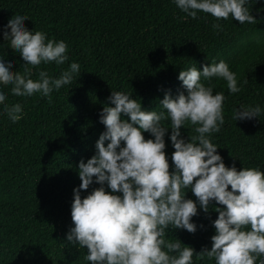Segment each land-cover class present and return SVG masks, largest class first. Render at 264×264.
Listing matches in <instances>:
<instances>
[{
    "label": "trees",
    "instance_id": "16d2710c",
    "mask_svg": "<svg viewBox=\"0 0 264 264\" xmlns=\"http://www.w3.org/2000/svg\"><path fill=\"white\" fill-rule=\"evenodd\" d=\"M249 7L256 23L241 25L229 17L219 21L223 28L217 31L210 14L184 18L172 0H0V53L16 61L13 71L23 72L25 62L11 47L10 37H4L3 26L18 12L27 16L29 31H44L47 38L68 44V61L42 63L32 69L33 79L39 69L58 76L72 61L80 64V74L53 91L51 100L39 93L18 97L9 92L6 103L23 106L16 123L0 104V264H89L84 260L86 246L68 242L66 234L74 226L71 203L73 189L81 183L78 164L96 152V141L105 131L99 115L105 105L114 106L107 99L112 90L129 93L142 110L160 111L166 93L187 94L178 79L181 70L196 66L202 71L204 65L223 59L236 73L241 91L229 93L222 78L203 81L211 83L214 94L223 91L226 96L224 124L211 134L212 142L226 166L235 165L238 171L259 166L264 171V45H240L250 34L264 35V0H250ZM10 87L5 85V91ZM255 104L262 108L258 118H231L234 108ZM121 118L129 119L124 114ZM180 131L186 142L195 135L190 124ZM170 133L169 128L164 150L169 172L175 150ZM96 187L93 183L81 190V197ZM185 198L197 200L190 188ZM217 207L224 206L213 200L206 213L197 205L194 233L171 226L167 230L166 239L194 249V264H214L195 254L211 249Z\"/></svg>",
    "mask_w": 264,
    "mask_h": 264
},
{
    "label": "clouds",
    "instance_id": "9594fccd",
    "mask_svg": "<svg viewBox=\"0 0 264 264\" xmlns=\"http://www.w3.org/2000/svg\"><path fill=\"white\" fill-rule=\"evenodd\" d=\"M255 2V0H253ZM184 18L198 13L215 18L214 30L223 26L220 20L229 17L244 23H256L250 14V0H172ZM27 16L15 13L3 26V35L25 62L23 72L13 71L16 61L0 53V104L7 118L16 123L23 116L21 103L9 105V92L18 97L39 93L51 100V93L69 85L80 74V64L72 61L58 76L39 69L32 78V69L42 63L63 65L68 61V44L47 38L44 31H29ZM10 29V31H9ZM222 78L229 93H238L236 73L223 59L202 67L181 70L178 79L186 90L175 97L166 93L161 110H142L141 103L124 91L112 90L99 115L105 126L96 141L95 154L78 164L81 181L73 189L71 219L73 225L66 239L87 248L84 260L89 264H194V249L178 239H166L167 230L185 229L194 233L197 205L208 212L215 201L217 218L212 221L215 234L211 249L195 254L214 264H264V171L259 166H226L212 142V133L224 124L223 91L213 93L210 81ZM247 82V81H245ZM10 85L8 91L4 86ZM260 104L240 105L232 110L233 120H251L261 114ZM121 114L129 119L121 118ZM169 121L170 126H165ZM194 126L195 135L186 140L181 127ZM175 149L171 154L173 170L169 172L165 153V134ZM152 138L145 139L143 133ZM108 141L105 146V142ZM123 142V146H121ZM194 181V182H193ZM93 188L85 197L81 190ZM110 189V191H106ZM230 186V189H229ZM191 189L196 201L185 198ZM119 193V195L117 194Z\"/></svg>",
    "mask_w": 264,
    "mask_h": 264
},
{
    "label": "rangeland",
    "instance_id": "374dc122",
    "mask_svg": "<svg viewBox=\"0 0 264 264\" xmlns=\"http://www.w3.org/2000/svg\"><path fill=\"white\" fill-rule=\"evenodd\" d=\"M247 43H256L259 45H264V35L260 32L250 34L241 41L240 45L242 46Z\"/></svg>",
    "mask_w": 264,
    "mask_h": 264
}]
</instances>
